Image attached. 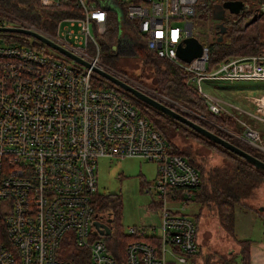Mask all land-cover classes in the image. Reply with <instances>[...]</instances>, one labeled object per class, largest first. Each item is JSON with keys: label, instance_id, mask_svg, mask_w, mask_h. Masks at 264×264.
<instances>
[{"label": "built area", "instance_id": "obj_1", "mask_svg": "<svg viewBox=\"0 0 264 264\" xmlns=\"http://www.w3.org/2000/svg\"><path fill=\"white\" fill-rule=\"evenodd\" d=\"M27 1L60 7L62 15L52 31L21 23L2 8L0 28L34 32L126 82L100 61L98 36L112 15L120 27L132 22L147 50L188 74L187 85L213 114L234 116L227 104L202 90L203 81H264V54L227 58L206 68L208 47L195 37L192 22L213 0ZM188 37L196 38L202 51L184 63L176 51ZM67 60L30 34L0 30V264H73L70 256L83 264L186 263L198 252L189 212L200 182L198 170L172 153L128 100L98 84L90 67ZM157 100L175 105L166 98ZM250 103L257 111L252 119L264 124V95L250 98ZM234 112L250 115L238 108ZM234 118L242 125L241 139L264 154L260 134ZM128 158L155 164L152 210L160 221L157 231L130 227L128 236L135 238L118 253L109 250L106 236L93 234L92 220L100 213L94 210L100 194L97 167L100 159Z\"/></svg>", "mask_w": 264, "mask_h": 264}, {"label": "trees", "instance_id": "obj_2", "mask_svg": "<svg viewBox=\"0 0 264 264\" xmlns=\"http://www.w3.org/2000/svg\"><path fill=\"white\" fill-rule=\"evenodd\" d=\"M244 2L248 5V10L238 15H230L220 25L213 26L211 30L213 39L206 43L202 42L208 47V63L206 66L208 70L218 62L227 58L264 54V38L261 35L263 33L260 26V19L264 16V9L262 10L260 7L259 9L256 8L255 3L251 1L244 0ZM0 8L13 15L21 23L30 24L37 29L47 32L52 31L55 22L62 15L60 7H42L37 3H31L27 0H5L0 2ZM259 12L262 13L261 17L253 23L246 25ZM208 13H211V7L202 8L196 13L193 19L194 34L197 39L196 25L199 24L201 17H206ZM108 23L100 41V61L103 64L105 63L107 69L113 70L119 57L134 56L139 58L151 76H153L152 78H156L155 84L157 85L156 89L159 90V93L168 97L169 100L177 102L192 112L201 115L203 118L192 113L183 112L173 105H168L169 107L264 162L263 153L250 148L241 140L225 133L219 128H227L236 133L241 131V128L235 123L232 117L222 112L213 114L209 111L205 102L198 98L185 83L188 75L185 71L173 66L164 59L156 57L153 52L145 48L140 35L135 29L134 23L128 22L129 27L127 28L120 27L113 15ZM126 29L128 33H126ZM95 80L98 84H107L105 86L113 89L116 93L128 100L132 106L137 108L147 118L152 127L167 142L171 152L182 155L198 170L200 182L194 190L193 202L198 206L200 205L201 208H207L208 212H214L216 214L219 221L217 223L218 227L228 234V237L232 239L233 244L238 249L237 252L221 256L214 252L206 253L205 255L202 254V244L198 237V208L193 214V220L196 224L199 250L197 254L190 257V261L194 264H237L235 259H238V264H250L249 242L247 240H237L233 235L234 211L238 205L245 209H251L252 206L248 202L253 200L251 198L258 188L262 190L260 187H264V172L257 170L236 154L207 140L188 126L136 100L130 94L114 86L104 78L98 77ZM103 81L107 83L104 84ZM255 132V134L263 136L262 132L256 130ZM174 136L179 137V144L172 143L171 139ZM181 139L184 142L199 143L200 146L205 147L204 150L208 154L203 155L197 152L195 150L196 148L192 150V144L190 146H183L181 151L179 149L181 147ZM215 158H220L221 161L214 162ZM120 208V196L114 193H100L96 198V205L94 206V210L97 212L110 213L112 220L111 233L105 237V241L108 244L109 250L118 253H121L122 248L127 242L135 238L132 235H122L119 225ZM1 219L2 213L0 210V222ZM68 258L71 259L73 264H83V261L80 262L74 256Z\"/></svg>", "mask_w": 264, "mask_h": 264}, {"label": "rangeland", "instance_id": "obj_3", "mask_svg": "<svg viewBox=\"0 0 264 264\" xmlns=\"http://www.w3.org/2000/svg\"><path fill=\"white\" fill-rule=\"evenodd\" d=\"M223 1L226 0H213L210 6L211 13L206 14V17H201V19L199 20V24L196 25L197 37L201 42L206 43L211 41L213 39L211 31L213 29V26L220 25L222 21L230 16V14L221 7ZM245 1L257 3L259 0ZM258 6L262 7L263 5H261V3L259 2ZM122 26L125 28L129 27L127 23H123ZM260 26L263 33L261 35L264 38V16L260 19ZM73 29L77 30L76 27H74ZM50 32L51 31H49L48 33ZM126 33H128L127 29ZM103 34L98 36L100 41ZM68 41L71 43L74 42L72 38L68 39ZM29 42L38 43L34 38H30ZM43 47L48 53L54 54L50 49L46 48L45 46ZM67 61H69L71 65H74L72 63L73 60L71 61V59H69ZM113 71L120 74V76L123 77L124 80H128L129 83L134 84L136 87H139L142 92L146 93L147 95L154 96V98L157 99H169L168 97L159 93V90L156 89V78H152L153 76H151L150 72L147 70L142 60H140L139 58L134 56L119 57L117 58ZM94 77L98 78L99 76L94 75ZM188 77L189 76L187 75V79ZM187 79L185 80V83ZM103 83L105 84L107 82L103 81ZM201 88L206 94L217 98L222 103L247 111L250 115H244L243 117L236 115V111L234 112V109H232L234 116L237 117L238 120L255 129L256 131L263 133V136H260L261 141L264 144V125H259L258 123L255 124L257 122L254 121L255 119L252 121L250 120V118H252V115L257 114L256 110H254L253 112V106L250 103V98L254 97L255 95H264V81H203L201 83ZM171 103H174V106L183 112L192 113L200 118H203L201 115L192 112L190 109L182 106L177 102L171 101ZM234 116L232 117L231 115L235 123L242 130V125L235 120ZM219 128L225 133L239 139L238 137L241 134V131L236 133L227 128ZM176 137L177 136H174L173 139H171L173 144H179L180 139L178 140L179 137ZM239 140H241L250 148L257 150L255 146L244 142L241 138ZM190 144H192L193 146L191 147L192 150L196 148L195 150H197V152L202 153L203 155L208 154V152L204 150L205 147L200 146L199 143L198 145L189 143L187 141L184 142L182 139L180 143L181 147H179V149L182 151L183 146H190ZM220 161V158H215L214 160V162ZM155 174V164L145 159L128 158L122 160H99L97 167L98 191L100 193H114L120 196L121 208L119 214V225L122 235L128 236V229L134 225L159 226V217L152 210V200L154 199L152 184L155 180ZM260 188L264 191V187L261 186ZM148 190L150 191L147 192ZM262 190L258 188L251 198L253 200L248 202L252 207H264V192ZM189 208V212L192 214H194L199 208L198 237L200 239V243L202 244L201 248H203L204 251V253L202 254L205 255L206 253L209 254L212 252L217 253L220 256L226 255L228 253L231 254L233 252L231 249L234 248L233 241L228 237V234H226L221 228L218 227L217 223L219 221L216 217V214L214 212H208L207 208H201L200 205L198 206L195 203H191V205H189ZM261 214H264V211H261ZM240 230H242L246 234H243L242 232H240ZM263 233L264 216L259 215L255 210L247 208L245 209L244 207H240V205H238L234 211L233 235L235 234L237 239L239 240L242 239L243 235H245L252 241H257L260 239V237H264ZM235 260L238 264V259ZM169 264L181 263L171 262ZM184 264H192V262L190 261V259H188Z\"/></svg>", "mask_w": 264, "mask_h": 264}, {"label": "water", "instance_id": "obj_4", "mask_svg": "<svg viewBox=\"0 0 264 264\" xmlns=\"http://www.w3.org/2000/svg\"><path fill=\"white\" fill-rule=\"evenodd\" d=\"M221 7L226 10L229 14L233 15H238L243 13L244 11L248 10V5L245 4L243 1L236 0V1H224L221 4ZM261 7V6H260ZM263 10V6L261 7ZM262 15L261 12L257 13L255 16H253L247 23L246 25H249L256 21L258 18H260ZM2 31H14V32H19V33H24V34H30L46 45L56 49L69 59L74 60L75 62L82 64L86 67H90L88 64L77 58L76 56L72 55L71 53L65 51L64 49L60 48L59 46L55 45L54 43L50 42L49 40L39 36L38 34L34 32L27 31L25 29L17 28H0ZM202 51V45L198 42V40L194 37H188L184 40V46L183 47H178L176 51L177 58L180 59L184 63H189L192 59L200 56ZM91 70L99 75L100 77L104 78L105 80L109 81L111 84L119 87L122 89L124 92L130 94L133 98L136 100L146 104L147 106L155 109L156 111L164 114L165 116L176 120L189 128L193 129L196 133L199 135L203 136L207 140L218 144L219 146L223 147L224 149L236 154L237 156L243 158L248 164L256 168L257 170H260L264 172V162L257 159L256 157L250 155L249 153L243 151L242 149L234 146L233 144L229 143L228 141L218 137L214 133L206 130L205 128L199 126L198 124L194 123L193 121L187 119L171 107L165 105L164 103L156 100L155 98L147 95L146 93L138 90L134 86L130 85L129 83L116 78L112 74L96 67H90ZM261 211V210H260ZM110 222V220H108ZM94 227L93 234L98 235V236H107L110 234L109 227L107 225H101V230H97L99 227L95 222L92 223Z\"/></svg>", "mask_w": 264, "mask_h": 264}, {"label": "crops", "instance_id": "obj_5", "mask_svg": "<svg viewBox=\"0 0 264 264\" xmlns=\"http://www.w3.org/2000/svg\"><path fill=\"white\" fill-rule=\"evenodd\" d=\"M259 2L261 3V5H263V8H264V0H259L257 3H255V6L256 7H260V6H258L259 5ZM258 4V5H257ZM261 95H263V94H261ZM255 96H257V95H255ZM254 96V97H255ZM252 98V97H251ZM252 104V103H251ZM252 106H253V112H254V110H256L255 109V106L252 104ZM226 108H228L230 111H232L233 112V110L232 109H234V108H236V107H233V106H228V107H226ZM252 112V113H253ZM237 115V114H236ZM240 116H243L244 117V115H240ZM249 119V118H248ZM250 120L252 121L253 119L252 118H250ZM254 122V121H253ZM255 123V122H254ZM259 124V125H262L263 123H261V122H256L255 124ZM264 125V124H263ZM241 136H242V130H241V134L239 135V139L241 138ZM243 140V139H242ZM244 141V140H243ZM244 142H246V141H244ZM248 143V142H247ZM135 159H137V158H135ZM150 191V190H149ZM148 191V192H149ZM251 209L252 210H255L259 215H261V216H264V214H261V211H264V207H257V208H255V207H251ZM190 210V209H189ZM261 210V211H260ZM154 212V211H153ZM156 214H157V216L159 217V214L157 213V212H155ZM159 221H160V219H159ZM140 227H144V229L145 230H148V228L149 227H152V228H154L155 230H156V228H158L157 227V225H139ZM133 227V226H132ZM134 227H136L135 225H134ZM157 231V230H156ZM233 232H234V229H233ZM240 232H242L243 234H246L245 232H243L242 230H240ZM264 234V233H263ZM234 236H235V238L237 239V237H236V235L234 234ZM263 236V235H262ZM237 240H239V239H237ZM242 240H247L248 242H249V261H250V264H264V237H260V239L259 240H257V241H252L251 239H249V238H247L245 235H243V237H242V239H240V241H242ZM234 248L233 249H231L233 252H237V247H236V245L234 244V246H233ZM203 249V248H202ZM198 250H199V246H198ZM231 251V252H232ZM203 253H204V251H203ZM239 263V262H238ZM192 264H194V263H192Z\"/></svg>", "mask_w": 264, "mask_h": 264}, {"label": "flooded vegetation", "instance_id": "obj_6", "mask_svg": "<svg viewBox=\"0 0 264 264\" xmlns=\"http://www.w3.org/2000/svg\"><path fill=\"white\" fill-rule=\"evenodd\" d=\"M108 220H110V222H108ZM92 222H95V224H97V226L99 227L97 229L98 231L102 229L101 225H107L111 233L112 220L110 213L100 212L96 217L93 218Z\"/></svg>", "mask_w": 264, "mask_h": 264}, {"label": "clouds", "instance_id": "obj_7", "mask_svg": "<svg viewBox=\"0 0 264 264\" xmlns=\"http://www.w3.org/2000/svg\"><path fill=\"white\" fill-rule=\"evenodd\" d=\"M101 18H103V14H101ZM157 35L159 36V35H162V34L158 33ZM173 40L174 41L176 40V33L175 32L173 33Z\"/></svg>", "mask_w": 264, "mask_h": 264}]
</instances>
